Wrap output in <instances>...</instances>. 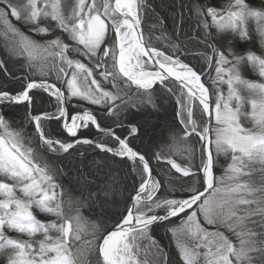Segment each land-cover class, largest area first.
<instances>
[{
	"label": "snow or ice",
	"instance_id": "snow-or-ice-1",
	"mask_svg": "<svg viewBox=\"0 0 264 264\" xmlns=\"http://www.w3.org/2000/svg\"><path fill=\"white\" fill-rule=\"evenodd\" d=\"M0 5H3L0 24L6 32L23 37L11 23V17L28 25L41 38L60 30L67 41L62 43L56 38L41 46L23 37L20 55L27 56V69L21 65L23 75L11 71L8 61L0 59V74L4 77L0 82V255L5 264H90L87 256L92 252L96 256L94 264H168L167 252L151 236L153 229L161 226L168 228L176 238L183 264H264V231L257 233L247 228L248 222L257 223L252 220L257 216L264 228V83L243 80L237 70L246 59L258 66L259 75L264 77V58L249 52L247 57L237 56L229 61L225 52L211 43V33L204 31L200 42L211 49L207 62L209 66L215 64L217 74L210 93L200 73L181 59L179 48L166 52L144 36L140 0H104L103 11L94 2L87 4L85 0H51L50 3L0 0ZM45 19L49 20L50 27L41 26ZM196 19L198 35L201 29L215 27L221 32L230 31L241 40L249 38L247 24L256 19L257 31L264 40V0H258L255 5L247 0H229L222 8L197 7ZM50 48L58 49L54 55L71 70L57 68L56 78L62 87L49 83L43 76L35 78V53L43 50L51 56ZM72 54L87 58L92 67L71 58ZM94 71H98L102 80L110 81L117 91L105 90ZM217 80L227 84V96ZM168 83L177 85L179 92L180 108L176 113L179 132L173 137V143L186 145L184 151L188 153L186 163H177L174 159L166 161L181 174V188H186L176 195L162 193L161 180L153 176L151 163L153 159L159 163L160 155L142 151L134 143L141 134L140 127L121 122L130 107L144 103L129 96L125 89L134 86L151 104V93L157 84L165 85L169 93L174 92L173 88L166 87ZM121 84L125 87L121 88ZM239 85L253 90L254 98L250 102L256 130H248L240 123L244 100L237 91ZM49 98L56 101L55 111L41 110L33 114L36 112L33 106L43 105ZM72 98L87 101L99 109L81 112L80 105L76 104L72 105L74 113H70L67 105ZM13 105L26 109L25 119L35 133V149L26 146L23 134L12 127L15 121L7 119L2 110ZM194 108L200 112L199 123L193 118ZM105 120L111 121L114 128H102ZM45 121L59 125L64 138L53 139L46 135ZM89 127L110 137L113 146L83 135ZM189 141L195 143L189 144ZM84 145L98 150V154L106 158L110 154L112 159L131 162L140 181L135 195L127 198L124 211L113 226L105 227L103 232L97 229L95 248L93 241L74 247L81 235L74 230L73 223L79 229L80 208L91 209L97 203L103 207L109 202L113 189L107 183L98 185L84 178L80 207L69 210L77 213L72 216L62 209L63 187L56 182L57 177L65 174L63 169H68L70 174L76 159L74 153L78 152V146ZM42 152L53 155L55 163L47 161ZM221 153L230 155L231 162L225 177L218 179L214 175L215 154ZM76 170L79 172L78 167ZM254 173L259 174V186L252 179ZM85 191L86 197L83 196ZM158 192L161 195L158 196ZM33 207L63 222H41L33 214ZM201 216L207 225H224L234 232L240 237L239 246L223 232L209 231L202 226ZM173 219L179 220V225L169 228ZM8 230L26 233L30 239L12 238L7 235ZM51 230H55L54 237L49 235ZM37 233L44 238L32 239ZM145 239L148 244L142 249L140 242ZM141 252L145 253L143 259L139 258Z\"/></svg>",
	"mask_w": 264,
	"mask_h": 264
},
{
	"label": "trees",
	"instance_id": "trees-1",
	"mask_svg": "<svg viewBox=\"0 0 264 264\" xmlns=\"http://www.w3.org/2000/svg\"><path fill=\"white\" fill-rule=\"evenodd\" d=\"M197 7H205L202 0H147L145 7L142 8V25L146 38L150 39L154 46L169 53L179 48L182 53L181 59L194 67L200 75L204 76L203 81L209 86L210 82L205 75L211 73L212 67L215 64L213 63L212 66H209L207 57L212 55L211 49L205 47L200 41L204 39V31L210 32L212 38L213 27L207 30L201 29L200 34H197ZM211 43H213L212 39ZM0 59L7 60V66L11 71L16 72L17 75L24 74L21 71L22 64L25 70L27 69V57L18 54L12 48L2 24H0ZM41 72L36 65V79H40L43 76L46 80H50L59 87H62L59 81L53 77H47L41 74ZM3 80L4 77L0 74V82ZM129 91L128 93H130ZM210 92H212L211 88ZM43 95L47 97V93ZM151 96V104L144 102L138 104L136 108L130 107L121 117V122L125 125L129 122L135 123L140 127L141 134L134 143L142 151H147L149 154L153 152L157 154L163 153L176 160L177 163H186L188 161V153L184 151L186 145L173 143V137L179 132L178 117L176 115L179 106L176 93H169L165 91L164 85L157 84L156 90L151 93ZM37 100L39 101V96ZM33 107L36 109V112L33 114H39L41 110L54 112L56 101L54 98H49L48 102L43 105L37 103ZM68 107L73 110L71 103L68 104ZM2 110L5 112L7 119L15 121V124L12 125L13 129L20 131L29 147L35 149L37 146L34 140L35 133L33 126L25 119L26 109L23 106L13 105L5 107ZM101 125L105 128H114L111 121L108 120L102 121ZM43 126L46 135L50 138H64V135H61L59 125L55 122L45 121ZM117 134H121L119 130H117ZM83 135L96 139L99 142H107L109 146H113L110 137L96 131L92 127L84 131ZM124 135H127V133L125 132ZM194 143L195 141H189V144ZM80 153H83V155L81 156ZM41 154L50 163H55L53 155L46 152H42ZM74 156H76V159L73 160L70 174L68 169H63L65 174L56 179L57 183L63 187L62 199L65 213L70 215L75 214V211L69 212V210L80 207L79 202L82 199L81 193L84 178L94 180L98 185L107 183L113 189V192L109 195V202L103 207L97 203L91 209L87 207L80 208L79 213L89 221L95 234L98 235L99 232H103L105 227L111 228L113 226L117 217L124 211L125 203L128 202L127 198L135 194V188L138 187L140 181L137 173L132 170L131 162H121L119 158L112 159L110 154L106 158L102 153L98 154V150H94L87 145L78 146V152L74 153ZM196 162H199L198 159ZM151 166L154 177L161 180L162 193L165 195L169 193L176 195L186 190V188H181L182 181L180 178L174 184L167 181L166 170L171 169L167 162L160 160L157 163L153 159ZM77 167L79 168V172L76 170ZM214 171H218L217 162H215ZM173 174L176 175V172H173ZM161 192H158L157 195H161ZM83 196H87L86 191L83 193ZM178 222L179 220L173 219V223L168 227H173ZM97 229L99 232H97ZM151 236L167 252L168 264H183L175 238L168 228L164 226L155 228L151 232ZM95 259V253L92 252L88 259L90 264H94ZM3 262H5L3 258L0 259V264Z\"/></svg>",
	"mask_w": 264,
	"mask_h": 264
},
{
	"label": "rangeland",
	"instance_id": "rangeland-1",
	"mask_svg": "<svg viewBox=\"0 0 264 264\" xmlns=\"http://www.w3.org/2000/svg\"><path fill=\"white\" fill-rule=\"evenodd\" d=\"M43 2L44 3H50L51 0H43ZM85 2L87 4H92L94 2L97 5V7L101 11H103L104 0H85ZM146 2H147V0H140V3L143 4L142 8L145 7ZM202 2L204 3L205 6L211 5V6H215L218 8H222V7L227 6V4L229 3V0H202ZM247 2L255 5L258 2V0H247ZM25 3H26V0H25ZM2 7H3V5H0V8H2ZM142 8L140 9L141 19H142ZM9 19H10L11 23L19 30V32L23 33V37H28L30 40L35 41L36 43L40 44L41 46L45 45L48 41H51V40L56 39V38H59L62 43L67 42L65 40V36L61 34L60 30H56L54 35H48V36L41 38V37L35 35L28 25L20 24L14 18H11V17H9ZM209 23H211L210 20H209ZM49 24H50L49 20L45 19V20L41 21V26L50 27ZM257 24H258V21L256 19L249 20V22L247 24L249 38L246 40H241L237 35L233 34L230 31L221 32V31H218L217 29H215V27H213V34H212L213 44H215L216 47L219 48L221 51L225 52L229 61H233L234 58L237 56L247 57V54L249 52L254 53L257 56L264 58V40L261 39L259 32L257 31ZM142 27H143V25H142ZM143 30H144V28H143ZM4 31H5V29H4ZM144 33H145V31H144ZM6 36L10 40L12 48L18 54H20V52L23 48V44H22L23 37L19 36V35H13L10 32H6ZM56 51H58V49L50 48L49 52L53 53V55H51V56L48 55V53L44 52L43 50L37 51L35 53V55L37 56L36 65L42 71L41 74H43L47 77H53L55 80H57V78H56L57 77V68L64 67L66 71H71L70 69H68L67 65L62 64L59 61V58L54 55V53ZM24 56H26V54H24ZM71 58L79 59L87 67H92V64L88 61L87 58H84L82 56H76L75 54H72ZM237 70L241 76V79H243V80H247L249 82H253V83H257V84L264 83V77H261L259 75L258 66H253V64L251 62L247 61L246 59L242 60L240 62ZM94 76L96 79L101 81V86L105 90L113 91V92L117 91V89L113 88L110 81L102 80L99 77L98 71H94ZM205 76L210 82L209 86L206 84L205 85L209 88V90H210V88L213 90V88L215 87V85H213V80H215L216 76H217V74L215 72V65L212 67L211 73L207 74ZM203 77L204 76H202V79H203ZM225 79H227V74H225ZM217 85L219 86V88L223 92V94L225 96H227V94H228L227 84L221 83L220 81L217 80ZM120 87L124 88L125 86L123 84H121ZM166 87L174 89V93H176V99L178 101V99H179V92L177 90L178 86L175 84H172V83H168L166 85ZM125 90L127 91V94H129V96H133L134 98H138V99L143 100L144 102L147 103V97L138 93L137 89L134 86L131 87L130 89H125ZM128 91L130 93H128ZM237 91H238L239 95L244 100V103L241 104V108H240V115H239L240 123L244 128H246L248 130H256V121L254 120V118L251 115L252 108H251V102H250L251 99L254 98L253 90L249 89L246 85H239V86H237ZM70 103H71V105L79 104L81 112L85 109L91 110L93 112H95L97 109H99V106L91 105L87 101H78L77 98H72ZM117 103L119 104L120 102L117 101ZM235 104H236V102H235V100H233L232 101L233 107H235ZM178 106H179L178 108H180L179 104H178ZM69 111H70V113H74L75 110L74 109L71 110L69 108ZM199 117H200V112L198 110H195V108H194L193 118L197 120V123H199ZM213 127H215V121H213ZM213 136H214V133H213ZM24 140H25L26 146L29 147L26 139H24ZM159 155L161 157V160L165 161V162L167 161V159H172L171 157H168L163 153H159ZM215 155H216L215 162L218 163V171H216V172L214 171V175L219 179L221 177H225V173L227 172V166L231 162V158H230V155L225 156L223 153L215 154ZM256 167L259 168V165H256ZM166 172H167V181H169V183H171V184H174L176 181H179L181 179V174H179V173H176V175L173 174V172H176L175 169H172V168L167 169ZM245 179H249V178L245 177ZM252 179L255 181V184L257 186H259V183H260L259 174L254 173ZM226 183H227V181H226ZM57 191L60 192L59 189ZM0 198H2V194H0ZM60 199L62 202L61 206H62V209L64 211V208H63L64 203H63V199H62V194L60 196ZM32 211H33V214L37 217V219L40 220L41 222H44V223H51V222L61 223V222H63L62 220H58V218L52 214L40 212L38 208L33 207ZM240 214H243V212H241ZM75 215H77V213L72 214V216H75ZM79 215L81 217L79 229L76 228L75 222L73 223V228H74V230L79 231V234L81 235V240L77 241L76 244L74 245V247H82L85 244V242L93 241V248H95V243H94L95 232L92 229V225L80 213H79ZM252 220L257 221V223L253 224L251 222H248V224H247L248 229H251L252 231H255L257 233L264 231V228H262L259 224L260 217H258V216L253 217ZM200 221H201L202 226L207 228L209 231L223 232L224 235H226L232 241V243L235 246H237V247L239 246L240 237H237L234 234V232L228 230L226 226H224V225H214V226L207 225L206 222L203 220L202 216L200 217ZM177 225H179V222L175 226H177ZM240 230H241L240 228H237V231H240ZM7 235H9L12 238H16V239H20V240H29L30 239L26 233H19V232L12 231V230H8ZM49 235L54 237L56 235L55 230H51ZM43 238L44 237L41 233H37V234H35L34 237H32V239H36V240H41ZM181 239L184 240L183 237H181ZM175 241H176V238H175ZM185 242L189 243L187 240H185ZM146 244H148V241L146 239L141 241L140 242L141 248L143 249ZM0 251H2V250H0ZM201 251H203V250L201 249ZM90 254L91 253L88 254L87 259H89ZM144 255H145V253L141 252L139 258L143 259ZM2 258H3V255H0V259H2ZM3 260H4V258H3ZM2 264H5V262H3Z\"/></svg>",
	"mask_w": 264,
	"mask_h": 264
},
{
	"label": "water",
	"instance_id": "water-1",
	"mask_svg": "<svg viewBox=\"0 0 264 264\" xmlns=\"http://www.w3.org/2000/svg\"><path fill=\"white\" fill-rule=\"evenodd\" d=\"M113 2H114V0H113ZM141 29L143 30V27H142V25H141ZM143 32H144V30H143ZM144 36H145V33H144ZM146 37V36H145ZM201 79H202V76H201ZM48 81V80H47ZM49 83H53V82H51V81H48ZM202 82H203V79H202ZM57 87H59L58 85H57ZM207 87V86H206ZM63 90V89H62ZM101 127L102 128H105V127H103L102 125H101ZM96 131H98V130H96ZM99 132V131H98ZM101 133H103V132H101ZM152 167V166H151ZM153 176H154V174H153ZM135 195V194H134Z\"/></svg>",
	"mask_w": 264,
	"mask_h": 264
},
{
	"label": "bare ground",
	"instance_id": "bare-ground-1",
	"mask_svg": "<svg viewBox=\"0 0 264 264\" xmlns=\"http://www.w3.org/2000/svg\"><path fill=\"white\" fill-rule=\"evenodd\" d=\"M206 7V6H205Z\"/></svg>",
	"mask_w": 264,
	"mask_h": 264
}]
</instances>
